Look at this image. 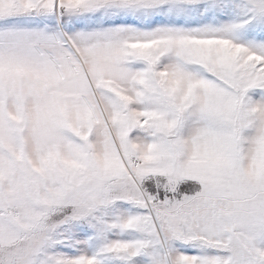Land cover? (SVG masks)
I'll return each instance as SVG.
<instances>
[{
    "label": "snow or ice",
    "instance_id": "snow-or-ice-1",
    "mask_svg": "<svg viewBox=\"0 0 264 264\" xmlns=\"http://www.w3.org/2000/svg\"><path fill=\"white\" fill-rule=\"evenodd\" d=\"M0 264H264V0H0Z\"/></svg>",
    "mask_w": 264,
    "mask_h": 264
}]
</instances>
